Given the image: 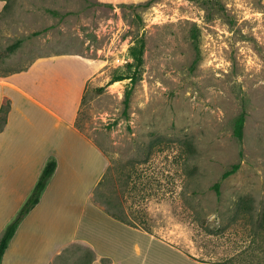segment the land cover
Instances as JSON below:
<instances>
[{"label":"rangeland","instance_id":"1","mask_svg":"<svg viewBox=\"0 0 264 264\" xmlns=\"http://www.w3.org/2000/svg\"><path fill=\"white\" fill-rule=\"evenodd\" d=\"M2 1L0 74L50 55L93 65L75 125L109 161L95 204L187 264H264V0ZM141 37L139 78L107 85ZM58 252L50 264H90L82 241Z\"/></svg>","mask_w":264,"mask_h":264},{"label":"crops","instance_id":"2","mask_svg":"<svg viewBox=\"0 0 264 264\" xmlns=\"http://www.w3.org/2000/svg\"><path fill=\"white\" fill-rule=\"evenodd\" d=\"M4 7L0 0V12ZM92 67L83 57L61 54L0 74V110L10 103L5 125L0 120V192L11 195L0 210V239L48 160H57L40 202L18 226L2 264H50L57 251L76 240L86 244L90 264H167L173 257L187 264L147 230L95 204L109 161L75 125ZM107 241L120 243L113 248Z\"/></svg>","mask_w":264,"mask_h":264},{"label":"trees","instance_id":"3","mask_svg":"<svg viewBox=\"0 0 264 264\" xmlns=\"http://www.w3.org/2000/svg\"><path fill=\"white\" fill-rule=\"evenodd\" d=\"M35 34H38V32H35ZM21 40H18L11 46H9V51L15 50L20 44ZM146 48V41L145 38L141 37L137 39L130 47H129V55H130V61L127 62L126 66L130 71L127 73H122L115 75L108 83L112 84L115 81L119 80H124V79H130L132 84L136 82V80L139 78V72L141 69V66L143 65L144 62V52ZM104 87H100L98 90L103 91ZM130 97H131V89H128L126 91V98H125V104L126 107L129 106L130 102ZM9 106L10 103L9 101H5L4 104L2 105V108L0 110V120L2 122V125H5L7 122V115L9 112ZM246 123V111H242L240 115L236 118L235 124H234V135L236 138L239 140H242L244 137V127ZM240 163H235L233 164L229 169H227L221 177L220 181H217L214 185L213 188L215 191L220 194V187L221 183L223 180L231 176L232 174L236 173L239 168H240ZM57 167V160L55 157H51L46 165L44 166L42 173L26 202L24 205L21 207L19 210L17 216L15 219L8 225L6 228L2 238L0 239V264H2L3 256L6 251V249L9 246V243L11 239L13 238L14 234L16 233V230L22 220L26 217V215L40 202L41 196L44 193L47 184L54 174L55 170ZM109 214V210H106ZM112 215V214H111ZM114 216V215H112ZM116 217V216H114ZM122 221H125L123 218L116 217ZM126 222V221H125ZM128 223V222H127Z\"/></svg>","mask_w":264,"mask_h":264}]
</instances>
